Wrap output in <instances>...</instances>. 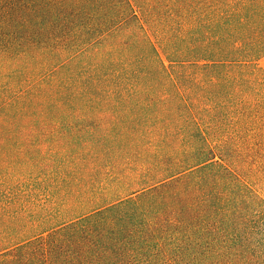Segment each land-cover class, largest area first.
I'll return each mask as SVG.
<instances>
[{
  "label": "trees",
  "instance_id": "16d2710c",
  "mask_svg": "<svg viewBox=\"0 0 264 264\" xmlns=\"http://www.w3.org/2000/svg\"><path fill=\"white\" fill-rule=\"evenodd\" d=\"M262 61L264 0H0V264H264Z\"/></svg>",
  "mask_w": 264,
  "mask_h": 264
},
{
  "label": "rangeland",
  "instance_id": "374dc122",
  "mask_svg": "<svg viewBox=\"0 0 264 264\" xmlns=\"http://www.w3.org/2000/svg\"><path fill=\"white\" fill-rule=\"evenodd\" d=\"M162 57L165 61V64L169 67V70L175 81L178 83L181 91L185 96L191 95L192 97H188L193 100V97L195 96L192 93V76H190V69L183 68L186 66L182 67L180 65L170 66L165 56L163 55ZM260 64L264 67V61H262ZM193 101L191 102L194 104V106H192L193 111L199 121L202 122L206 127L210 141L213 143L216 142V139L230 141L232 138L231 136L234 133L232 127L229 126L227 122L221 119L218 115L209 113L207 110H205V105H199L197 101ZM253 130L254 131L250 132V136H253V138H250L251 140H247L244 135H239L237 139H239L241 142H248L249 146L251 147H249V149L253 150L251 153V159L253 161H257L258 167L256 166V168L258 172V187L260 188V192L264 197V122H260L258 128H253Z\"/></svg>",
  "mask_w": 264,
  "mask_h": 264
}]
</instances>
